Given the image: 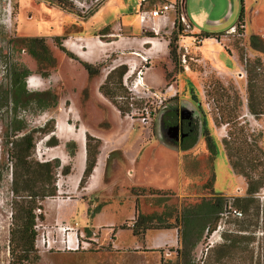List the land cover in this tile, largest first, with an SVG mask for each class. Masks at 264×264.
Instances as JSON below:
<instances>
[{
    "label": "rangeland",
    "instance_id": "1",
    "mask_svg": "<svg viewBox=\"0 0 264 264\" xmlns=\"http://www.w3.org/2000/svg\"><path fill=\"white\" fill-rule=\"evenodd\" d=\"M62 1L66 4L64 7L50 5L44 0H0V264L12 262L9 253V230L12 227L11 186L14 142L24 133L30 132L33 148L28 160L48 162L47 140L53 136V132L50 135L46 132L52 127L54 129L55 125L61 121L66 123L68 116L72 120L86 121V124L94 129L109 127L106 119H101V114L105 110L104 106L112 105L116 110V106L122 107L121 110L124 113L118 110V113H114L125 117L131 109L128 106L127 110L122 104L125 101L130 102L127 90L123 87L124 90H119L111 100L105 98L99 92V86L104 82L100 81L101 72L105 75L120 66H125L127 70L123 62L128 59L136 62V53L141 54L143 49L135 50L111 45L114 47L112 48L107 43L117 41L121 34L141 40L156 37L152 31H144L137 22L139 0ZM260 3L264 6V0L251 4L248 0L247 11L250 13V19L246 20L245 29L246 33H252V35L248 34L242 38L224 34L228 35L226 37L229 41L226 38H223L222 42L221 38L220 42L218 41L220 44L228 42L225 44L227 49L224 47L225 50L223 49L221 56L217 59L219 64L223 63L230 70V73L219 74L207 59L205 62L201 61L202 57L195 51V48L201 44L196 40L193 46L188 48V58L197 62L187 60L186 64L193 72L190 73L192 80L185 77L183 66L180 64L170 74L165 75L167 84L174 80V72L181 73L184 90L175 89L176 95L164 101L154 119L164 112L166 114L176 110L180 115L181 111L183 118H179L180 121L187 118L198 121V135L201 134V124L204 119L205 127L214 144L213 153L208 150L202 136H199L194 147L183 152L178 147V149L174 147V139L166 140L165 138L164 141L158 142L155 136L157 119L146 127L133 121L134 133H142V140L144 139L145 143L143 150L149 159V169L155 172L146 180L172 190L156 189L150 186L132 187L125 183V179L129 176L126 172H116L115 178L119 181V185L115 187V191L119 196L118 200L110 201L109 205L112 206L113 214H115L114 221L118 223V227L133 228L137 214L154 218L153 226L175 225V217H181L184 209L209 200L214 193L223 197L224 200L246 197L247 181L245 177L232 170L227 152L234 154L232 160L241 163L240 167L244 173L253 180L263 177L264 183V115L254 116L248 112L245 71L246 68L255 66L258 67L256 73L264 74V20L263 24H259L263 31L253 30L255 17L253 14L256 9H259ZM234 4L233 14L227 21L215 30L205 27L202 31L224 33L230 26H235L240 5L238 0H234ZM104 28H107L105 33L101 31ZM164 31H168L167 36L171 37L176 29L170 30L168 27ZM164 31L160 30L157 36L163 35ZM92 35H98L96 37L104 43L102 50L104 57L103 62L100 63L102 69L99 75L89 78L78 61L70 59L57 48L54 39L58 37L61 46L71 53V48L80 46L84 42L81 38ZM252 36H255V39H252L254 38ZM35 37L44 39L45 45L54 57V67L48 68L44 64L42 66L45 68L38 66L36 61L17 43V38ZM177 46H180L179 41ZM232 51L236 53L234 59L229 58ZM167 58L168 62L170 58L169 56ZM170 63L174 67L171 60ZM166 64L168 63H162L161 66L165 68ZM138 66L137 69L141 67L140 64ZM22 68L30 71V75L25 79L26 92L57 94L58 101L55 107L39 108L22 94H19L14 102L9 85V72L15 70L18 73ZM113 85L111 83L109 86L113 87ZM171 93L172 91L169 94ZM139 105V102H134V107L138 108ZM18 128H22V131L17 132ZM67 150L72 157L74 146L68 144ZM238 152L241 156L246 155L245 158L237 157ZM111 158L121 159V151H115ZM70 163L69 159L65 167L69 168ZM159 163L161 167L158 166ZM177 169H180L181 179L178 177ZM59 170L55 176V184L60 183L64 178ZM111 174L109 170L105 178L109 180ZM163 174H165L163 178H158ZM209 180L211 188L208 186ZM48 188L45 185L44 191L47 192ZM253 198L258 203V214L255 209L247 213L240 210L241 219L229 218L221 224L218 231L205 235L206 228L211 226V221H208L188 259L176 257L170 264H264V236L256 237L254 234L260 219L264 222V184ZM47 199L53 198L44 197L39 205L43 207ZM232 207L235 208L233 204ZM35 212L44 217L43 208ZM38 221L47 229L57 225L56 223L47 225L42 220ZM219 221L218 219L215 230ZM43 229L39 227L37 232L40 233ZM84 234L88 237L85 231ZM210 235H214L213 246L205 250ZM179 247L180 250L181 243ZM35 254L38 255L37 252Z\"/></svg>",
    "mask_w": 264,
    "mask_h": 264
},
{
    "label": "crops",
    "instance_id": "2",
    "mask_svg": "<svg viewBox=\"0 0 264 264\" xmlns=\"http://www.w3.org/2000/svg\"><path fill=\"white\" fill-rule=\"evenodd\" d=\"M256 1L258 2V0H249V4ZM238 2L240 11H243L244 28L243 34L240 36L243 38L248 34L252 35V33H246L245 29L246 20L250 19V13L247 11L248 0H242V4H240V0ZM226 5L227 9L225 10ZM234 6V0H185L184 4V17L189 26L191 37L180 40V43H185L190 47L192 37L200 38L201 45L195 48L196 53L202 57L201 61L205 62L207 59L222 75L230 73V70L223 63L219 64L217 58L221 56L224 47L226 48L225 44L228 42L220 44V41L218 42L216 39H201L200 36L202 34H228L230 28L236 25L230 26L224 33H208L202 30L205 27L215 30L221 26L233 14ZM259 6V9H256L253 14L255 16L253 18V30L263 31L259 24H263L264 6L261 3ZM178 21L177 14L170 12L167 19L154 20V23H158L160 30L164 31L168 27L170 30L174 28ZM137 22L139 23V20ZM139 25L142 28L140 23ZM151 25V22L144 24L146 27L144 31H151L148 29ZM167 33L168 31H164L163 35L157 36V33L155 34L156 37L142 40L121 34L117 41H110L107 45L112 48L143 49L141 54L136 53V62L131 59L123 62L127 66V70L130 66L137 67L139 64L141 66L140 57H148L149 63L144 70V82L151 89L161 90L168 84H173L174 89L183 91L184 83L181 81V73L174 72V80L166 84L165 75L174 70L170 60L168 62L166 60L169 56ZM96 36L81 38L84 42L80 46L71 48V53L81 62L90 65L102 63L104 43ZM226 36L228 35H222L221 39L219 38L221 42L223 38L227 39ZM252 37L255 38V36ZM227 41L229 40L227 39ZM179 53L182 54L181 50ZM235 56L236 53L232 51L229 58L234 59ZM165 62L168 64L163 68L161 64ZM182 68L185 77L192 80L191 74L193 72L189 67ZM101 74L100 81L102 82L107 73L103 75L101 72ZM110 106H104V113L101 114V119H106L109 124L110 128L105 127L108 129H94L89 127L86 121L72 120L69 116L66 123L61 121L54 127L53 136L58 141V145H48L46 159L47 161L58 160L60 162L59 169L67 165L69 159L71 163L69 173L64 175L60 183L56 184V196L50 197L53 198L52 200L44 201L42 207L44 209L43 221L47 225L56 223L79 231L86 246L76 251L51 250L40 253L37 264H170L176 258V251L180 248L177 229L146 230L143 236L138 238L132 234L130 229L118 227V223L114 221L115 214H113L109 202L118 200L119 196L115 191V187L119 185V181L115 178L116 172H126L129 176L125 179V183L132 187L167 188L164 185L146 180L155 172L149 169V159L143 150L145 143L144 139L142 140V133H134L133 122L126 116H117L114 112L118 113V111L112 105ZM156 119L157 121H155ZM156 119L153 118L156 122V139L158 142L164 141L169 127L162 125L161 122L158 123V117ZM86 135L97 140L99 145L92 172L83 187H80L79 182L86 166ZM177 142L173 143L176 149H178ZM68 144L74 146L72 157L69 156V151L66 148ZM115 151H121V159L111 158ZM109 170L112 174L108 180L105 177ZM180 173V169H177L178 177L181 179ZM164 176L165 174L158 178ZM181 185L182 183L180 188ZM51 209L53 211L50 212ZM84 231L88 237H85ZM167 251L171 253V256L165 257Z\"/></svg>",
    "mask_w": 264,
    "mask_h": 264
},
{
    "label": "trees",
    "instance_id": "3",
    "mask_svg": "<svg viewBox=\"0 0 264 264\" xmlns=\"http://www.w3.org/2000/svg\"><path fill=\"white\" fill-rule=\"evenodd\" d=\"M50 5L56 4L59 7H64L66 4L62 0H44ZM242 4V0H240ZM236 30L238 34H243V11H240L239 19L236 24ZM176 32L171 37H168V54L171 62L174 64V68L180 64V53L177 51V41L179 37L184 36L182 34V27L180 22L174 25ZM106 32L107 28L101 30ZM224 34H202L201 39H216ZM152 36L151 38H153ZM255 39V38H252ZM55 43L57 48L65 53L70 59L78 61L84 70L86 71L89 78L99 75L102 64L96 66L81 62L72 53L67 51L61 46L59 38L56 37ZM17 43L20 47L27 52V54L36 61L38 66L44 64L48 68L55 66V60L52 56L50 50L45 45L44 39L35 38H17ZM264 47V46H263ZM45 68V67H44ZM258 67L246 68L247 74V108L248 112L254 116L264 115V74L256 73ZM126 67L120 66L108 72L103 84L99 86V92L108 100L119 92V90H124L122 86V78L126 73ZM30 75V71L26 68H22L18 73L15 70L9 72V85L11 88L12 95L14 96V102H16V97L19 94L27 96L30 102L36 104L39 108H52L57 105V94L52 92H44V94H28L25 89V79ZM113 83V87L109 85ZM113 102V101H112ZM113 104V103H112ZM124 108L128 110V101L122 103ZM114 106H116L114 104ZM120 113H124L121 110L122 107L116 106ZM178 117L179 113L177 112ZM178 117H175L174 122H167V118L163 117L164 126L175 127L178 125ZM180 118V117H179ZM189 121V120H187ZM205 120H202L201 124V134L198 135V123L196 121L190 120V125L192 130L190 131L187 138L181 137L180 142L176 145L180 151H188L196 145L199 136L204 137L206 141V146L210 152H214V144L209 136V133L205 127ZM17 132H21L22 128L16 129ZM54 131L53 127L46 132L47 135L52 134ZM185 136V134H182ZM93 143V145L91 144ZM12 145V144H11ZM47 145L57 146L58 141L54 136H50L47 140ZM99 142L92 139L89 135H86V166L82 177L80 179L79 185L83 187L86 180L90 176L92 169L95 165V156L97 154V147ZM32 145V135L31 133H24L16 142H14V150L12 152V158L14 159V169L12 171V186L11 192L13 195L12 199V227L9 230V253L12 258L10 264H37L38 255L35 254L34 240L37 232L34 229L36 224V218L43 221V216L36 215V209H42L39 202L43 200L44 197H54L56 196V184L55 176L60 168V162L58 160L48 161V162H36L29 161ZM68 148V145H66ZM211 153V154H212ZM234 154L227 152V158L230 167L233 171H236L246 179V197L233 199V206L243 211L244 213L249 212L251 209H255L256 214H258V203L253 198V195L258 192L260 188L263 187V177H259L257 180H253L248 174L244 173L241 169V163L232 160ZM238 152L239 158L244 157ZM238 158V159H239ZM240 170L237 171V169ZM69 173L68 167H61L60 174L67 175ZM47 185V192L44 191V186ZM208 186L211 188V181L209 180ZM226 206V200L223 197L218 196V194H213L209 200H206L200 204L194 205L192 207L184 209L181 217H175L174 221L176 224H164L161 226H153L152 221L154 218L151 216H144L137 214L136 220L133 228H129L134 236L141 238L146 230H159V229H177L178 237L182 248L176 251L177 258H184L187 260L192 249L199 242L201 235L205 229V225L208 221H211V226L207 227V234L211 233L216 226L217 220L219 219V213H221ZM137 210V204L135 206ZM196 227V229H194ZM125 229L126 227L121 226ZM128 229V228H126ZM193 229V230H192ZM195 230V231H194ZM178 264V263H176Z\"/></svg>",
    "mask_w": 264,
    "mask_h": 264
},
{
    "label": "built area",
    "instance_id": "4",
    "mask_svg": "<svg viewBox=\"0 0 264 264\" xmlns=\"http://www.w3.org/2000/svg\"><path fill=\"white\" fill-rule=\"evenodd\" d=\"M181 0H139V23L142 25L143 30L146 29L144 24L151 22L150 29L154 34H157L160 30V26L158 23H154V20H165L168 18L170 12H174L178 16V22H180L182 27V34L188 33L189 34V26L181 13ZM228 34L234 36H242V34H238L236 27L230 28L227 32ZM180 37V40L185 39L187 37H191V35H185ZM179 47L177 48L180 54V64L184 68L187 67V60L195 61L192 58H188L189 46L185 45V43H180ZM200 42V38L192 37L191 39V46L195 41ZM177 41V43H178ZM190 46V47H191ZM142 61V65L140 68L137 69L135 66H130V68L126 71L122 78V86L128 92V106L131 108L130 111L126 114V117L130 121H137L140 125L146 127L150 126L153 118L164 103L167 98L173 97L176 95V90L173 87V84H168L162 90H154L151 89L145 82H144V70L146 65L149 63V59L146 57H140ZM172 91L171 94H169ZM137 101L140 103L139 107H134V102ZM233 199L228 198L226 199V206L225 209L219 213V222L212 232L218 231L220 229L221 224L225 222V220L229 218L234 219H241L242 212L238 209L232 207ZM40 209H36L39 211ZM36 213V212H35ZM39 213V212H38ZM39 215V214H36ZM36 224L34 226L35 231H38L39 227L44 228L42 232H37V235L34 240V249L35 251L40 254L44 252H48L51 250H62V251H76L82 249L86 246L85 242L83 241L82 235L73 228L56 225L51 229H47V227L42 226L39 223V219L36 218ZM211 232V233H212ZM256 237H263L264 236V222L260 219L259 226L254 233ZM207 234V230L206 233ZM213 238L214 235H210L208 239V243L206 244L205 250L210 249L213 246ZM171 256V253L167 251L165 253V257Z\"/></svg>",
    "mask_w": 264,
    "mask_h": 264
},
{
    "label": "flooded vegetation",
    "instance_id": "5",
    "mask_svg": "<svg viewBox=\"0 0 264 264\" xmlns=\"http://www.w3.org/2000/svg\"><path fill=\"white\" fill-rule=\"evenodd\" d=\"M165 117L167 118V122L169 123V125L171 126L170 123L174 122L175 120V117H178V114H177V111L176 110H172V111H169L165 114ZM179 119V117H178ZM189 120V121H187ZM190 120L191 119H183V120H178V125L180 127V130H179V140L178 142H180V140L182 139L181 137L184 138H187V135H189L190 131L192 130V127L190 125ZM193 121H196L198 123L197 120H193ZM199 125V124H198ZM198 132H199V128H198ZM182 134H185V136H183Z\"/></svg>",
    "mask_w": 264,
    "mask_h": 264
},
{
    "label": "water",
    "instance_id": "6",
    "mask_svg": "<svg viewBox=\"0 0 264 264\" xmlns=\"http://www.w3.org/2000/svg\"><path fill=\"white\" fill-rule=\"evenodd\" d=\"M181 13L183 14V16H185L184 15V4H185V0H181ZM185 18V17H184ZM164 114V113H163ZM163 114H160L159 115V117H158V123L159 122H161L162 123V125H164V123H163ZM179 117H180V119H182L183 117L181 116V111H180V115H179ZM185 118H187V116L185 117ZM169 130H168V134L166 135V140H172V139H174V142L176 141H178L179 139V137H178V133H179V129H178V127L177 126H175V127H169L168 128ZM162 137H164V136H162ZM164 138V139H165ZM160 139H161V137H160ZM173 142V143H174Z\"/></svg>",
    "mask_w": 264,
    "mask_h": 264
},
{
    "label": "bare ground",
    "instance_id": "7",
    "mask_svg": "<svg viewBox=\"0 0 264 264\" xmlns=\"http://www.w3.org/2000/svg\"><path fill=\"white\" fill-rule=\"evenodd\" d=\"M137 55V54H136Z\"/></svg>",
    "mask_w": 264,
    "mask_h": 264
}]
</instances>
